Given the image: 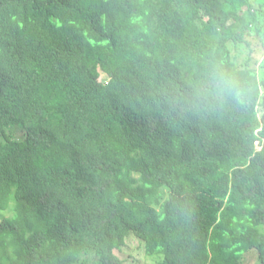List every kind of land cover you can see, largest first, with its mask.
Instances as JSON below:
<instances>
[{"label":"trees","instance_id":"1","mask_svg":"<svg viewBox=\"0 0 264 264\" xmlns=\"http://www.w3.org/2000/svg\"><path fill=\"white\" fill-rule=\"evenodd\" d=\"M263 26L264 0H0V264H264Z\"/></svg>","mask_w":264,"mask_h":264},{"label":"rangeland","instance_id":"2","mask_svg":"<svg viewBox=\"0 0 264 264\" xmlns=\"http://www.w3.org/2000/svg\"><path fill=\"white\" fill-rule=\"evenodd\" d=\"M263 30H264V26H263ZM253 35L255 37V34H253ZM261 35H262V33H261ZM257 38H259L258 35H257ZM249 40L252 42V44H253L252 47H253L256 44L255 39L250 38ZM229 48L231 49V56L233 57L234 62L238 66H242L244 64L245 60L248 58V49L244 45H237L236 47L229 45ZM244 255H245L244 260H243L244 264H260L254 250H251V252H249L247 254L245 253ZM138 259H140V264H142V263L145 264V261H144V258L142 255H140L138 257ZM146 263L147 264H155L152 260H150L148 258L146 259Z\"/></svg>","mask_w":264,"mask_h":264},{"label":"clouds","instance_id":"3","mask_svg":"<svg viewBox=\"0 0 264 264\" xmlns=\"http://www.w3.org/2000/svg\"><path fill=\"white\" fill-rule=\"evenodd\" d=\"M229 86L226 84L225 88L227 89ZM231 96L232 99L236 102V103H240V96H239V92L235 87L231 88Z\"/></svg>","mask_w":264,"mask_h":264}]
</instances>
